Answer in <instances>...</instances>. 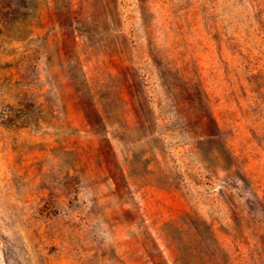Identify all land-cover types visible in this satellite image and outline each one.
Masks as SVG:
<instances>
[{"label": "rangeland", "instance_id": "obj_1", "mask_svg": "<svg viewBox=\"0 0 264 264\" xmlns=\"http://www.w3.org/2000/svg\"><path fill=\"white\" fill-rule=\"evenodd\" d=\"M0 264H264V0H0Z\"/></svg>", "mask_w": 264, "mask_h": 264}]
</instances>
